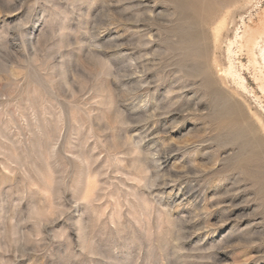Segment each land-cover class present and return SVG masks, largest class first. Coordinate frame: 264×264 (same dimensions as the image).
Segmentation results:
<instances>
[{"label":"rangeland","instance_id":"rangeland-1","mask_svg":"<svg viewBox=\"0 0 264 264\" xmlns=\"http://www.w3.org/2000/svg\"><path fill=\"white\" fill-rule=\"evenodd\" d=\"M197 1L0 0V264H264V0Z\"/></svg>","mask_w":264,"mask_h":264},{"label":"bare ground","instance_id":"bare-ground-1","mask_svg":"<svg viewBox=\"0 0 264 264\" xmlns=\"http://www.w3.org/2000/svg\"><path fill=\"white\" fill-rule=\"evenodd\" d=\"M187 1L191 10L192 9L195 10L199 7V2L197 0H187ZM238 1L240 0H219V3L221 4L222 7L226 8L235 5V3H237ZM212 4L209 3L207 6H203L204 19L202 21L204 23L207 21V17H209V15H212L214 13V8ZM245 11H247V9ZM245 14L246 15H241L239 18V25H238L239 27L236 28V31L234 30L235 34L233 39L230 40L231 39L230 38L228 41L226 48V56H227L226 62H228V66L226 65L227 68L225 67L226 69H224L225 70L224 75L226 78L232 81L234 86H236V89L238 88V91L240 90L241 92L247 94V93H251L252 91L250 92L248 90V86L244 78L245 76H243L242 73V72H246L247 74H250L252 76L251 78H253L255 80L254 82L257 83L258 89H260L261 92L264 94V11H263V15L258 19L256 23H253L254 20L252 21L251 18L252 15L248 16V12ZM240 57H245L247 59V65L243 64L240 61ZM256 98L257 97H255V100ZM258 99L259 98H257V101ZM235 119H232V125L236 129V132L239 134L238 130L240 128ZM250 124L248 123V125ZM250 128L251 126L250 127L248 126V137L251 136ZM256 135L258 134L256 133ZM256 137H252V138L250 137L251 138L250 142L249 140H247L245 142V145L247 147L248 146L253 147L254 143H257V140L255 139ZM250 162L252 161L250 160Z\"/></svg>","mask_w":264,"mask_h":264}]
</instances>
